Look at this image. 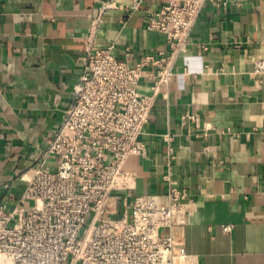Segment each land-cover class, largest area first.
Listing matches in <instances>:
<instances>
[{
    "label": "crops",
    "instance_id": "obj_1",
    "mask_svg": "<svg viewBox=\"0 0 264 264\" xmlns=\"http://www.w3.org/2000/svg\"><path fill=\"white\" fill-rule=\"evenodd\" d=\"M114 1L99 44L113 42L119 55L129 47L130 64L170 51L164 35L146 27L165 0H143L133 11L130 0ZM223 1H208L193 23L154 94L139 136L144 152L124 168L134 176L132 195L164 203L169 185L188 191L183 264H264V0ZM98 5L0 0V201L8 209L71 100ZM150 73L142 93H152Z\"/></svg>",
    "mask_w": 264,
    "mask_h": 264
},
{
    "label": "built area",
    "instance_id": "obj_2",
    "mask_svg": "<svg viewBox=\"0 0 264 264\" xmlns=\"http://www.w3.org/2000/svg\"><path fill=\"white\" fill-rule=\"evenodd\" d=\"M208 1L165 0L146 27L163 34L170 51L130 64L129 47L119 55L113 42L98 43L102 16L115 7L99 0L62 120L22 172L29 175L15 205L0 201V264H183L188 191L169 185L164 203L152 193L132 195L134 176L124 164L144 152L139 136L154 94ZM146 69L149 94L140 91Z\"/></svg>",
    "mask_w": 264,
    "mask_h": 264
},
{
    "label": "clouds",
    "instance_id": "obj_3",
    "mask_svg": "<svg viewBox=\"0 0 264 264\" xmlns=\"http://www.w3.org/2000/svg\"><path fill=\"white\" fill-rule=\"evenodd\" d=\"M189 59L190 61H199L201 64H203V57L201 56L192 55ZM192 74L195 75L196 73Z\"/></svg>",
    "mask_w": 264,
    "mask_h": 264
}]
</instances>
